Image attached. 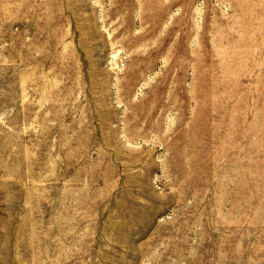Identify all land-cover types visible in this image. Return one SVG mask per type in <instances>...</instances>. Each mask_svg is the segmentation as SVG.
Wrapping results in <instances>:
<instances>
[{
    "label": "rangeland",
    "instance_id": "1",
    "mask_svg": "<svg viewBox=\"0 0 264 264\" xmlns=\"http://www.w3.org/2000/svg\"><path fill=\"white\" fill-rule=\"evenodd\" d=\"M0 264H264V0H0Z\"/></svg>",
    "mask_w": 264,
    "mask_h": 264
}]
</instances>
